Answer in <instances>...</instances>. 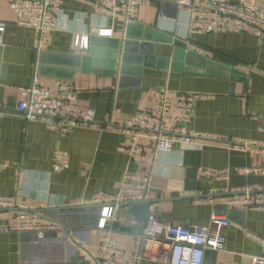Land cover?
<instances>
[{
	"label": "crops",
	"instance_id": "crops-1",
	"mask_svg": "<svg viewBox=\"0 0 264 264\" xmlns=\"http://www.w3.org/2000/svg\"><path fill=\"white\" fill-rule=\"evenodd\" d=\"M14 1L0 0L6 24L0 30V198L26 205L45 223L66 227L71 237L47 234L39 240L33 232H0V264H100L94 247L104 226L112 241L132 253L143 229L128 206L93 203L99 192L117 193L125 172L148 184L144 199L158 220L189 225L205 223L213 213L228 218L225 249L207 250L202 264H249L250 256L264 257V205L227 203L264 194V31L195 33L186 10L159 0L139 5L141 25L127 30L129 24L109 13L108 0H62L56 29L40 34ZM258 7L264 12V2ZM99 28H111L112 36H98ZM77 34L88 35L86 50L74 46ZM168 38L191 52L179 61L182 69L170 62L164 69L163 61L149 58L155 65L140 69L139 60L152 51L173 60ZM125 42L131 43L132 61L121 71L118 60L113 69V50ZM219 66L228 73L214 76ZM35 73L54 95L59 83L70 85L73 102L93 110L95 126L61 135L25 120L16 105ZM164 91L205 95L189 113L172 107L176 120L167 121L198 133L196 144L161 152L146 147L138 162L130 161L125 136L104 125L120 123ZM54 154L67 158L63 169L53 167ZM18 210H0V226ZM114 222L128 230L113 229Z\"/></svg>",
	"mask_w": 264,
	"mask_h": 264
},
{
	"label": "built area",
	"instance_id": "built-area-1",
	"mask_svg": "<svg viewBox=\"0 0 264 264\" xmlns=\"http://www.w3.org/2000/svg\"><path fill=\"white\" fill-rule=\"evenodd\" d=\"M109 13L122 19L125 24L137 20V8L155 0H108ZM168 1L183 8L190 16V31L195 33L228 31L239 32L253 30L258 34L264 31V12L258 4L264 0H239L229 4L225 0H159ZM62 0H18L12 3L18 12L29 18L27 24L33 25L38 32L44 33L56 29L55 10H59ZM6 26L0 20V30ZM98 36L111 37V28H99ZM74 46L81 50L88 47V35L77 34ZM205 95L197 93L174 94L164 91L161 97L150 106L125 117L120 123L104 125L105 129L122 134L127 140L124 146L128 159L137 161L146 147L155 152L168 151L176 147L193 145L198 133L185 132L174 125L168 126V120H176L169 115L172 107L183 113L192 110L194 101ZM74 95L70 85L59 83L54 95L46 91L38 74H34L29 87L16 105L17 112L25 120L40 121L47 129L61 135L75 128L94 127V112L89 107L73 102ZM253 150V149H252ZM255 151V150H253ZM264 154V149L260 150ZM68 162L60 154H54L52 165L63 169ZM148 188L146 182L139 181L135 174L125 172L116 184L114 195L99 192L93 203L118 206L123 202L142 201ZM228 204L258 208L264 205V194H245L241 198L228 200ZM27 206L9 197L0 198V210L14 211L7 225L0 226V232H33L37 239L54 234L68 239L71 231L55 222L45 223L42 218L26 209ZM229 220L226 216L213 213L202 224L182 225L170 220H158L150 214L145 228L136 235L137 245L132 253L120 248L110 238V228H100L94 250L100 264H202L207 250L222 251L226 244V229ZM249 264H264V257L250 256Z\"/></svg>",
	"mask_w": 264,
	"mask_h": 264
},
{
	"label": "water",
	"instance_id": "water-1",
	"mask_svg": "<svg viewBox=\"0 0 264 264\" xmlns=\"http://www.w3.org/2000/svg\"><path fill=\"white\" fill-rule=\"evenodd\" d=\"M141 24H139L138 22H133V24H129L127 26V30H129L132 26H140ZM129 41V40H127ZM169 43H171L173 45V53H172V57L173 60H169L168 57H155L152 52H149L148 55H143L142 56V60L138 62V64L140 65V69L143 66H154L155 64L152 63H148L146 60L149 58L153 61H163V66L162 68L166 69L169 62L171 63V65L177 69H182V67H180L179 65V61L183 58V56H188L191 52H186L185 48V44L181 41L178 40H173L172 38H168ZM130 45L131 43L129 42H125L123 43L120 51H119V46H117V48H114L113 50V54L111 56L112 59V64H113V69H115V66L119 60L120 63V70L124 71L125 68V64L132 61L131 59V54L128 53L131 49H130ZM137 50V49H136ZM135 51V50H133ZM143 52V51H140ZM187 70V69H186ZM228 69L224 66H219V72L217 75L214 76H222L221 74L223 73H228L227 71ZM150 204V201L148 200H142V201H128V202H123L122 205H126L128 206V211L130 212V214L132 215V217L134 218L135 221L139 222L141 225V228H145L146 223H147V219L148 216L150 215L149 211H148V206ZM112 228L113 229H120V230H128V228L122 227L119 225V223L114 222L112 224Z\"/></svg>",
	"mask_w": 264,
	"mask_h": 264
}]
</instances>
